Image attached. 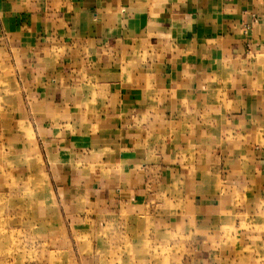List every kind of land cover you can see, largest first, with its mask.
Instances as JSON below:
<instances>
[{
    "label": "crops",
    "instance_id": "1",
    "mask_svg": "<svg viewBox=\"0 0 264 264\" xmlns=\"http://www.w3.org/2000/svg\"><path fill=\"white\" fill-rule=\"evenodd\" d=\"M0 151L112 264H264V0H0Z\"/></svg>",
    "mask_w": 264,
    "mask_h": 264
},
{
    "label": "rangeland",
    "instance_id": "2",
    "mask_svg": "<svg viewBox=\"0 0 264 264\" xmlns=\"http://www.w3.org/2000/svg\"><path fill=\"white\" fill-rule=\"evenodd\" d=\"M25 160L0 151V264H112L108 251L112 239L100 241L99 255L96 233L82 232L80 225L68 223L63 213L61 223L38 222L40 211L34 207V199L39 196L33 188L42 181L16 174L18 163L28 165ZM23 184L25 189H20ZM51 216V221L57 219L52 212Z\"/></svg>",
    "mask_w": 264,
    "mask_h": 264
}]
</instances>
